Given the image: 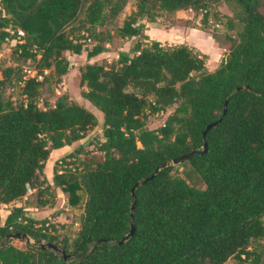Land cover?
Here are the masks:
<instances>
[{
	"label": "trees",
	"instance_id": "trees-1",
	"mask_svg": "<svg viewBox=\"0 0 264 264\" xmlns=\"http://www.w3.org/2000/svg\"><path fill=\"white\" fill-rule=\"evenodd\" d=\"M135 1L136 10L116 30L134 44L110 65L94 60L79 67L82 96L103 113L96 143L102 156L79 163L80 150L73 149L57 159L50 181L44 168L51 154L84 143L99 122L68 94L41 107L40 89L50 85L51 73L44 70L66 74L73 62L64 51L86 50L89 60L104 52L93 30L129 0H0V42L25 33L11 52L15 65H0V205L26 197L0 225V264H225L233 257L239 264H264V0ZM221 2L234 13L226 16L228 28L240 30L214 71L194 46L163 45L146 33V23L162 13L193 9L207 17ZM77 21L98 40L91 48L67 30ZM28 60L36 63L35 76L24 72ZM9 88L20 98L6 96ZM170 107L162 125L147 128L151 115ZM221 118L207 131V150L181 162L190 165L184 175L170 165L141 183L163 162L201 150L207 125ZM60 160L72 168L58 174ZM28 184L40 199L59 187L72 206L82 202L80 190L86 193L72 242L60 238L53 221L25 209L31 205ZM132 225L134 234L120 242ZM15 232L36 244L17 247L6 239ZM42 242L58 245L72 262Z\"/></svg>",
	"mask_w": 264,
	"mask_h": 264
},
{
	"label": "rangeland",
	"instance_id": "rangeland-1",
	"mask_svg": "<svg viewBox=\"0 0 264 264\" xmlns=\"http://www.w3.org/2000/svg\"><path fill=\"white\" fill-rule=\"evenodd\" d=\"M136 10V1L129 0L123 11L116 16L114 19H110L105 25L96 26L93 30L95 33L99 32V37H102V43L105 46V53H101L94 58L96 60L102 61L106 65H110L114 63L118 57L119 52L122 50H128L130 46L134 44L135 40H130L127 38H120L116 36L117 28L123 25L124 20L126 17ZM226 16H234L233 11L226 5V3L221 2L218 5L213 6L207 17L204 16V12L202 11H195L193 9L189 10H182L175 13H162L156 21L147 23H151L152 27L157 26L158 28L162 29L161 32L154 33L153 28H150V33L156 36L158 39H161L163 45L171 44V39L168 41L169 35V28L171 26H185V27H193L195 29L204 30L205 32L211 34L216 42L219 44L223 51L220 53V60L218 62L217 53L209 50L211 54L209 57L212 62L207 61V68L209 71H214L217 69L221 63V60L225 57V55L231 50V48L238 42L239 36L238 31L240 28L236 30H230L228 28L227 22L228 17ZM82 23L77 21L73 25L67 27V30L73 35V37L80 38L82 34H88L89 31L82 27ZM205 28V29H203ZM168 29V30H167ZM13 32L12 30H10ZM166 35L164 36L163 33ZM91 42H87L86 47L91 48L94 44L98 42L93 36H91ZM17 39H19L17 37ZM17 39H10L7 38L4 42H0V65L1 68H6L7 66H14V58L11 54L14 45L16 44ZM180 40V39H179ZM174 43V42H173ZM200 46V45H199ZM64 55L73 62L72 68L68 70V72L62 76H58L54 73V68L45 69L44 74L50 73V85L47 82H44L41 89H40V97L38 98V102L41 107H43V103L45 101L54 102L55 99L61 94H68L69 97L80 104L84 105L86 108L91 110L98 118V126L94 127L92 130L89 131V137L84 143L77 141L73 143L74 148L79 151V163L82 160L86 161H93L96 159L101 158L102 154L96 150V143L102 138V121H103V113L96 108L91 102L86 100L82 96V91L86 89L85 86L81 85L80 82V72L79 67L80 65L90 61L87 57V52L84 50L80 55H73L70 51H64ZM24 66H27L37 72L36 63L34 61L28 60L27 62L23 63ZM2 74L0 72V78ZM43 79V75L40 77ZM6 96L12 97L14 100L20 98V93L18 89H7ZM174 107H170L167 111L160 112L154 115H151L148 120L147 128H156L162 125L167 118L168 114L173 111ZM66 156V155H65ZM71 159V158H68ZM189 163L182 164L181 162L175 164L174 172L178 173L179 175H184V172L189 168ZM60 174V172H58ZM196 184L198 187H205V184L202 182H198L197 180H193V184ZM52 189H54V195L51 193ZM51 190L44 193L42 195V199L38 196V191L34 192L28 196V202L33 204V206H39L38 202L40 200H50L53 201V205L48 203V206L44 209L39 206L38 211H34L38 213V217L41 219H49L54 222L57 233L59 234L60 238H65L68 242H72V240L76 237L78 230L80 228V216L83 212V205L86 200V193L82 190L79 191L83 196V200L77 206H72L69 200V193L62 190L59 187H52ZM52 198V200H51ZM24 199V198H23ZM21 200V203H24L26 199ZM17 203V202H16ZM5 206H1L3 208ZM57 213V216L54 214ZM12 244L16 245L19 248H26V239H11ZM30 244H36V241L33 238H30ZM58 254H62L61 252H57ZM70 258V257H69ZM68 258V263L72 262V259ZM225 264H239V261L236 258L229 259ZM247 264V263H245Z\"/></svg>",
	"mask_w": 264,
	"mask_h": 264
},
{
	"label": "crops",
	"instance_id": "crops-1",
	"mask_svg": "<svg viewBox=\"0 0 264 264\" xmlns=\"http://www.w3.org/2000/svg\"><path fill=\"white\" fill-rule=\"evenodd\" d=\"M150 28H153L154 33L161 32L160 30H162V29L158 28L157 26L152 27L151 23H146V33L149 35V37L151 39L161 40V39H158L156 36H154L150 33ZM168 31H170L169 35H166L165 33L162 32L164 34V36L166 35V38L168 37V39H166V40L169 41L171 39V43H173V42L174 43H187L191 46H194L195 48H197L201 52L208 55V62L209 63L212 62V60L209 57L211 55L209 53V50L212 51V48H213L214 49L213 51H215L217 53L216 57H217L218 62H219L220 53L223 51V48H221L219 46V44L216 42V40L213 38V36L211 34L205 32L204 30H199V29H195L193 27H185V26H182V27L171 26V29L169 28ZM102 53H105V51ZM96 59L97 58H92L90 61H94ZM73 145L74 144H72L71 146H65L59 150L54 151L51 154V157L47 161L45 168H44V173L50 181H52V178L54 175V166H55L57 159L61 158L62 156H65V155L69 154L71 151H73V149H75ZM24 199H26V197H24ZM16 202L1 205V206H5V207L0 208V225L4 222L5 218L10 213L12 206L25 204V202L24 203H21L20 201H16ZM47 206H48V204L41 206V207L44 209ZM39 208H40L39 206H36V205L33 206V204H31L29 206H26L25 209L27 211H30V213L33 216L39 218L38 213L34 212V211H38ZM39 219H41V218H39Z\"/></svg>",
	"mask_w": 264,
	"mask_h": 264
},
{
	"label": "water",
	"instance_id": "water-1",
	"mask_svg": "<svg viewBox=\"0 0 264 264\" xmlns=\"http://www.w3.org/2000/svg\"><path fill=\"white\" fill-rule=\"evenodd\" d=\"M226 113V110L224 111V114ZM222 118L215 121V122H212L210 124L207 125L206 127V130L203 132V138H204V145H203V148L201 150H192L182 156H179L177 158H174L172 160H169V161H166V162H163L158 168H156V170L154 171L153 174H151L149 177L147 178H144L141 183L144 184V183H147L148 181H151L152 179L155 178V176L157 175V173L167 167V166H170V165H175V164H178L184 160H187L188 158H190L192 155L196 154V153H202V152H205L207 150V139H206V136H207V131L209 129H211L212 127L218 125L220 122H221ZM137 185L134 186V188L132 189V194L133 196L135 197V189H136ZM134 205L132 206V213H131V217H133L134 213H133V210H134ZM134 231H135V227L132 225V228H131V231L130 233L123 239L121 240L120 242L124 241V240H127L129 239L133 234H134ZM19 238H22V239H26L27 243H30V237L26 234V233H22V232H15V233H12V234H9L7 236L6 239H19ZM2 243H0V246H1ZM41 247L42 248H52L53 250H55L56 252H61L63 255H64V258L65 260H68V258L70 257L69 254H67L64 250H62L61 248H59L58 245L54 244V243H44L42 242L41 243Z\"/></svg>",
	"mask_w": 264,
	"mask_h": 264
},
{
	"label": "built area",
	"instance_id": "built-area-1",
	"mask_svg": "<svg viewBox=\"0 0 264 264\" xmlns=\"http://www.w3.org/2000/svg\"><path fill=\"white\" fill-rule=\"evenodd\" d=\"M25 35L23 30H18V35L17 37L20 39ZM83 38L80 39H74L75 41L78 42H91V37L88 36V34L84 33ZM24 72L26 73L27 76H35L36 72L34 70H32L31 68L24 66ZM72 168V164H66L63 160H60L58 163V172L63 173L65 171L66 168ZM34 192V188L31 187L29 184L27 185V196L31 195ZM19 220H21V218H19ZM48 225V223H47Z\"/></svg>",
	"mask_w": 264,
	"mask_h": 264
}]
</instances>
